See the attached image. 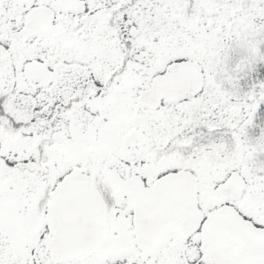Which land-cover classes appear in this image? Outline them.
I'll return each mask as SVG.
<instances>
[{
	"label": "snow or ice",
	"instance_id": "snow-or-ice-1",
	"mask_svg": "<svg viewBox=\"0 0 264 264\" xmlns=\"http://www.w3.org/2000/svg\"><path fill=\"white\" fill-rule=\"evenodd\" d=\"M0 264H264V0H0Z\"/></svg>",
	"mask_w": 264,
	"mask_h": 264
}]
</instances>
